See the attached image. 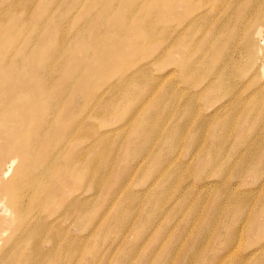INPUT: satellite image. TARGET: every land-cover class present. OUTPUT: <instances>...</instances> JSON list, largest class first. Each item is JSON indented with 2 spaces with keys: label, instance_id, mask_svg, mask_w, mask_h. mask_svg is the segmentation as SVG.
Listing matches in <instances>:
<instances>
[{
  "label": "bare ground",
  "instance_id": "6f19581e",
  "mask_svg": "<svg viewBox=\"0 0 264 264\" xmlns=\"http://www.w3.org/2000/svg\"><path fill=\"white\" fill-rule=\"evenodd\" d=\"M37 1L40 2L0 3V206L3 209L0 208L4 214L0 215V239L10 224L32 223L27 235L29 242L35 243L31 247L32 259L44 251L39 242H51L52 238L53 246L58 244L54 237L56 230H60H55V226L62 224L56 221L63 222L64 215L74 218L78 211V198L69 199L74 192L70 178L77 181L80 176L76 175L78 163L82 168L92 164L89 156L76 159L73 150L78 135L74 136V128L85 118L84 113L90 111L92 117L102 119L114 116L124 125L130 124L128 143H131L138 135L145 139L155 137L151 132L156 129L157 133L166 119L163 113L166 101L172 107L177 105L187 117L176 121L162 139L157 137L154 160L161 163L162 150L173 152L176 148L184 136L177 129L194 125L196 129L187 149L201 141L207 142L205 165L195 176L202 179L205 169L219 160L222 166L236 169L231 174L239 178L233 188L238 190L234 191L231 209L232 219L238 224V240L245 229L252 237L261 238L264 178L255 187L242 189L241 175L249 172L254 178L260 170L264 172V158L260 157L264 151V132L255 133L251 139L244 131L246 127L264 131L261 78V74L264 76V0H43L36 7ZM55 1L64 4L63 7L54 9ZM149 3L158 6L152 8ZM153 36L167 42L158 55L166 60L162 66H170L165 91H160L154 80L163 77L150 76L152 71L144 70L146 63L133 65L135 58L144 53L145 40ZM70 46L79 48L78 52L68 55L66 49ZM156 61L157 56L148 63ZM240 61L243 66L238 70ZM147 75L154 81L153 85L144 86L149 80ZM105 83L110 87V95L101 99L100 87ZM132 95H139L149 104L130 113L132 108H122L121 102ZM47 110H51L49 118ZM189 112H193L190 117ZM101 137L95 139L101 141ZM229 141L238 147L253 146L252 150L257 151L249 171V157L245 153H240L245 160L237 157L233 163H227L229 151L223 146ZM216 143L214 153L210 149ZM176 154L174 162L182 151ZM168 155L164 160L172 164V156ZM256 165L259 168H254ZM166 171L175 172L167 168L162 175ZM169 187H176V183L166 189ZM63 201L65 213L58 214L53 221L39 215ZM63 234L59 233L57 238L60 242ZM263 249L264 241L258 247ZM47 253L45 259L52 262L50 257L56 253L49 250L42 255ZM21 261L15 259L16 264H22ZM255 263L264 264V258Z\"/></svg>",
  "mask_w": 264,
  "mask_h": 264
},
{
  "label": "rangeland",
  "instance_id": "374dc122",
  "mask_svg": "<svg viewBox=\"0 0 264 264\" xmlns=\"http://www.w3.org/2000/svg\"><path fill=\"white\" fill-rule=\"evenodd\" d=\"M57 1L53 4L54 9H60L64 5ZM7 2L8 0H0L1 4ZM42 2L43 0L37 1L36 7ZM32 4L30 2V7ZM149 6L156 8L158 4L149 3ZM149 15L145 18L147 19ZM262 32L263 38L264 30ZM155 39L156 37L153 36L148 41L145 40L144 53L135 58L133 65L138 67L146 63L144 70L152 71L153 75L150 76L163 77L154 80L159 85L160 91H165L169 84V79L165 77L170 66H162L161 63L166 60H161L158 55L166 47L167 42ZM262 43L264 44V41ZM78 49L70 46L66 49V53L73 55ZM92 52L93 50H90L89 54ZM156 56L157 61L149 64L148 61ZM260 60L259 57L258 62ZM242 66L240 61L238 70H241ZM257 68L259 70V66ZM254 70L255 66L251 73ZM147 76L149 80L143 83L144 86L149 83L153 85L154 81L149 75ZM261 78L264 80L262 74ZM100 91L101 99L110 95V87L106 83L100 87ZM121 104L122 108H132L131 113L149 103L145 104L139 95H132ZM182 111L177 105L172 107L166 101L163 105L166 119L157 133L156 129L151 132L155 137L145 139L138 135L131 143H128L132 128L130 124L124 125V122L114 116L102 119L92 117L90 111L84 113L86 115L82 118L85 119L84 122L81 120L83 123L78 122L77 129L74 128L76 130L74 136L77 133L80 135L76 136L73 150L76 159L81 156L86 159L89 156V163L92 164L82 168L78 163L76 175L80 176L78 175L77 181L70 178L74 192L69 199L78 198V211L75 212V217L68 219L64 215L61 217L63 222L56 221L62 224V226L55 224L57 225L55 230L58 228L60 230V232L56 230L57 237H54L58 244L54 247L52 238L51 242H39L44 251L33 259L31 247L35 243L27 239L32 223L20 226L10 224L4 233V238L0 239V264H16L15 259L22 260V264H233L234 261L237 264H256L258 259L264 258V249L258 250L259 245L264 241V235L256 239L245 229L240 241L238 240L236 226L238 224L232 219L231 209L234 191L238 190L233 189L234 183L239 179L236 174V177L232 176L236 173V169L232 171L229 165L222 166L219 160L205 169L202 179L195 176L205 165L203 156L207 154L204 150L207 142L201 141L199 145L193 148L190 145L191 148L187 149L192 131L196 129L194 125H188L182 130L177 129V133L182 132L184 136L181 141L178 140L176 148L172 152L163 147L162 162L157 163L154 160L157 139H162L176 121L181 122L187 117V113ZM50 112L51 110H47L48 118ZM192 113L189 112L188 116L190 117ZM234 131L235 129L232 130ZM244 131L250 138L255 133L264 132L263 129L250 127H246ZM186 132L189 135H186ZM103 134L104 136L101 137ZM99 137L102 138L101 141H97ZM95 141L97 143H94ZM216 147L217 143L210 150L216 153ZM223 147L229 151L226 158L228 164L237 160V157L245 160L244 155L240 154L245 153L249 157L247 171L251 169L257 152L252 150L253 146L248 148L244 144L238 147L229 141ZM178 150H181L182 154L179 160L174 162ZM167 154L172 156L170 161L172 164H167L164 160ZM260 155L264 158L263 150ZM167 168H172L175 172L170 174L166 171L167 173L162 175ZM166 174L170 176L165 177ZM256 174L254 178L249 172L241 175L242 189L258 185L259 180L264 178V172L260 170ZM175 183L176 187L166 189L167 186ZM63 206L64 201L40 212L39 215L53 221L58 214L65 213ZM0 207L3 209L2 205ZM1 208L0 215H4ZM255 218L256 216L253 221ZM62 232L64 234L60 242L57 238ZM49 250L56 253L50 257L53 258L52 262L49 258L45 259L48 253L42 255Z\"/></svg>",
  "mask_w": 264,
  "mask_h": 264
}]
</instances>
